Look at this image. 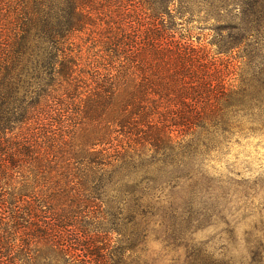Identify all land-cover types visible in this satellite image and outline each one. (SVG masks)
I'll use <instances>...</instances> for the list:
<instances>
[{"label":"trees","instance_id":"trees-1","mask_svg":"<svg viewBox=\"0 0 264 264\" xmlns=\"http://www.w3.org/2000/svg\"><path fill=\"white\" fill-rule=\"evenodd\" d=\"M196 4L0 0V264H126L165 179L254 126L262 77Z\"/></svg>","mask_w":264,"mask_h":264},{"label":"rangeland","instance_id":"rangeland-1","mask_svg":"<svg viewBox=\"0 0 264 264\" xmlns=\"http://www.w3.org/2000/svg\"><path fill=\"white\" fill-rule=\"evenodd\" d=\"M209 1L197 0L194 25L205 20L218 28L212 36L224 30L227 41L240 44L237 60L246 65L235 85H249L256 75L261 86L264 0ZM254 104L261 106L254 126L242 122L186 173L199 183L165 179L149 231L132 240L130 233L121 235L125 246H135L134 254L125 252L126 264L134 258L140 264H264V98Z\"/></svg>","mask_w":264,"mask_h":264}]
</instances>
